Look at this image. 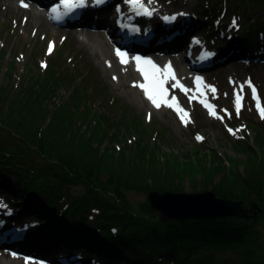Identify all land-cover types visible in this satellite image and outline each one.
I'll list each match as a JSON object with an SVG mask.
<instances>
[{"label":"trees","instance_id":"1","mask_svg":"<svg viewBox=\"0 0 264 264\" xmlns=\"http://www.w3.org/2000/svg\"><path fill=\"white\" fill-rule=\"evenodd\" d=\"M200 2L210 10L200 15L211 24L218 20L217 29L227 33L222 39L238 56L246 51L248 60L264 58V0ZM215 3L219 8L212 6ZM229 25L234 31L226 30ZM238 31L242 34L233 38ZM39 98L36 89L16 98L0 91V193L8 199L13 220L38 221L39 226L29 227L34 255L46 256L48 250L70 264H264V213L249 219L159 221L146 199L134 196H146L151 189L183 191V177L190 173L176 177L173 172L180 163L175 161H168L163 172L158 166L161 158L153 156H145L144 165L131 162L125 151L103 147L98 134L84 131L87 126L76 136L64 115L68 111L54 113L59 121L45 117L48 112L40 100L45 103L48 96ZM81 135L92 150L71 140ZM250 159L244 161L249 166L243 177L223 174L222 182H217L222 184L214 183L210 167L186 166L202 167L208 183L203 189L212 188L217 196L242 199L244 204L254 197L264 210V167L257 164L256 155ZM72 184H83L84 192L71 195ZM37 234L45 241H34Z\"/></svg>","mask_w":264,"mask_h":264},{"label":"rangeland","instance_id":"2","mask_svg":"<svg viewBox=\"0 0 264 264\" xmlns=\"http://www.w3.org/2000/svg\"><path fill=\"white\" fill-rule=\"evenodd\" d=\"M19 1L22 3V0ZM118 1L113 0L107 7L100 9V12L92 14L91 21H94L102 12L114 9L112 7H116ZM188 2L189 4L183 5L178 0H151L150 3L155 4L157 10L162 12L159 20H162L165 14H169L168 21L171 23L174 21L171 19L174 16L170 12L181 7L182 12L189 14L195 23L194 28L187 30L184 34L177 33L176 25L165 30L166 33L173 35L170 41L165 42L166 45L162 51L180 49L181 54L185 56L187 47L181 48V46L193 36L202 44V48L195 53L193 60L189 58L184 61L188 74L196 81V91L189 92L187 88L185 90L184 87L187 85L183 84L176 76L175 69L171 67L175 77L171 85L179 82L182 90L170 91L171 86L164 84L168 102L173 103V97L176 101L172 109L167 108L168 113L165 118L158 112L152 113L145 108H139L128 100L122 88L114 87L112 80L104 73L97 59L66 33L68 25L52 29V23L47 15L41 23H36L29 18L26 19L21 11H16L8 5H0V91L4 93V97L8 95L16 98L36 89L37 94L40 95L39 99L41 96H48L45 103L43 101L44 105L40 100V106L48 112L45 117L53 116L59 121V116L54 113L57 110L62 112L67 110L69 115L66 113L64 115L74 130L70 133L77 136L80 130L87 126L84 131L92 136L95 133L98 134L96 139L103 147L112 146L121 153L125 151V154H129L131 162L137 161L139 165H144L145 156L161 158L158 166L164 170L163 172L168 170V161L180 163L179 170L173 172L175 176L179 177L178 174L182 172L190 173L183 177V191H196L208 185L202 167L195 168L191 165L192 168L189 169L186 166L189 163L210 167L212 180L216 184H222L217 182L223 174L228 178L233 175L243 177L246 174V167L249 166L246 163L251 161L252 155H256L257 164L264 167V146H261L264 145V114L261 112L264 108V58H252L253 60L251 59L248 63L244 62L243 59H247L245 56L248 54L244 51L238 56L233 50L234 46L222 39L227 33L217 29L220 24L218 20L214 22L212 19L211 24L204 14L200 15L202 10L209 14V8L202 7L200 0H188ZM28 3L30 2L23 0V4ZM146 3H149V0H146ZM30 6L35 9L37 7L35 3ZM212 6L216 7L218 4L215 3ZM111 16L114 14L111 13ZM79 17L81 21L86 22L90 15H79ZM146 23H143L144 27ZM154 26L158 28L157 21ZM226 30L234 31L233 25H229ZM241 32H236L233 38H237L239 34H242ZM230 37L231 34L228 39ZM50 45H52L51 50H49ZM148 47L151 46L148 45ZM221 49L224 52L219 58L213 59L210 56L208 65L203 68L199 66L203 52L212 54L214 51H222ZM154 55L151 57L154 58ZM166 65L169 63L167 62ZM191 65L197 69H192ZM197 77L201 79L197 81ZM142 78V83H147L145 76ZM249 80L251 86L256 89L255 97L251 86L245 85L243 90H240V85ZM200 81L203 84H200ZM209 86L214 87L215 91L213 92L212 87ZM203 99L214 107L210 109L203 106L201 103ZM185 112L187 115H184ZM212 112L215 115L210 114ZM149 114H151L150 119ZM169 114L176 118L175 123L168 121ZM198 136L202 139H197ZM81 137L82 135L73 136L71 140L86 150H92L91 142ZM92 140L94 142L95 138ZM94 144L97 143L94 142ZM127 150L137 152L141 157L130 155ZM139 151L147 155L140 154ZM238 162L241 163L237 164ZM174 167L176 165L171 166V168ZM194 172L197 174L193 182ZM253 176L257 178L255 174ZM68 188L73 196H80L85 190L83 184H72ZM134 197L136 200L146 199V196L141 194ZM9 200L11 201L10 196ZM249 200L255 201V198L252 197ZM0 202L5 201L2 199ZM257 204L262 208L261 204L258 202ZM263 213V209L258 212L260 218L263 217L261 216ZM3 218L0 232L19 230L20 226L29 224L28 221L33 220L30 219L31 217H25L15 221L12 213ZM12 235L14 234L9 232L4 238L1 237L0 245H10L11 248L6 249L10 252L3 250L0 253H5V258L13 256L23 258L29 263L39 264L32 259L35 257L24 255L27 253L25 251H32L27 243L33 241L27 238L29 229L26 231V242L24 239L22 244L20 240L24 234L17 235L16 240L12 238ZM34 241L45 240L41 234H37ZM14 244L17 245L14 246ZM28 245L30 248L27 247ZM47 252L51 254L48 250ZM5 258L1 259L3 264H6ZM67 262L64 259L62 263L68 264ZM46 264L50 263L46 261Z\"/></svg>","mask_w":264,"mask_h":264},{"label":"bare ground","instance_id":"3","mask_svg":"<svg viewBox=\"0 0 264 264\" xmlns=\"http://www.w3.org/2000/svg\"><path fill=\"white\" fill-rule=\"evenodd\" d=\"M27 2L26 0H24ZM50 1V0H49ZM95 0H86L87 6L92 4ZM144 1V0H143ZM179 3L186 5L189 4L188 0H178ZM191 3V2H190ZM30 5H33L32 2L28 3ZM27 5V7L23 6V3H21L19 0H0V5H8L9 7L13 8L16 11H21L26 19H30L31 21H34L36 23H41L46 16V13H44L43 8H37ZM180 5V4H179ZM182 5V6H183ZM118 11L123 12L125 17L130 19L129 17L136 13V10L132 7L135 6L134 4H130L127 2V0H119L117 4L115 5ZM116 9H113L107 12H102L96 18L94 21H87L85 23H82V26L73 27V28H67L66 33L69 34L77 44H80L87 52L91 53L97 61L102 65L104 73L112 80L113 86L116 88H122L123 91H125L126 96L128 100L134 104H136L139 108L146 110H149L153 113L158 112L161 114L162 117L165 118L166 113H168V109H172V107H168L165 104H161V107L157 109L156 107L151 104V102L145 97L144 91L139 86H133L134 82L139 85L142 83V77L144 74L138 70L137 67V61L134 59L135 57L129 56L124 57L126 60L125 63H121V59L117 56L115 46H116V23H115V16H111V13ZM153 10L151 15L144 16L141 15V21L143 23L147 22L144 27V33L148 39V44L152 47H149L148 51L142 54L141 57L142 60L140 62V67H145L149 74H153V69L147 64L144 63V59H150L155 63V65L158 66V71H155V75L159 79L164 80V84L171 86V90H182L181 85L177 87H173L171 85V81H175V78L173 79L171 76L168 75V72L165 70V65L168 62L173 69L176 71V76L180 78V80L183 82V84L187 85L185 86V90L190 91H196L195 83L196 81L188 74V70L186 66L184 65V61L191 58L194 59L193 56L195 53L202 48V44L197 38L189 37L188 42H183L181 48L187 47V53L188 55H182L181 51L179 50L176 53L173 54H158L157 52H161L163 48L165 47V42H168L172 39V35L168 32L166 33L165 30H167L170 26L173 28L175 25L178 27L177 33L184 34L187 30L190 31L194 28L195 23L193 22V18L189 16V14L182 12L181 7L177 10H173L170 13L174 16L171 18V23L169 21H165L164 19L159 20L160 11L157 10L155 4H150V9ZM84 9H80L79 13H82ZM188 11V10H184ZM130 15V16H128ZM111 16V17H110ZM155 21H157L158 28L154 26ZM59 26L51 25L52 29H56ZM61 28V27H60ZM74 31V32H71ZM137 49H143V48H137ZM225 49V48H224ZM229 49V48H228ZM222 51L213 52L210 53V56L213 57V59L219 58L224 52ZM121 52H126L124 49H120ZM152 53V54H151ZM154 53H156L154 55ZM133 55V54H132ZM154 55V58L151 57ZM192 56V57H191ZM162 57V58H161ZM168 57V58H163ZM258 58V57H257ZM253 58V59H257ZM252 59V60H253ZM241 60V59H240ZM244 62L248 63L250 60L243 59ZM186 63V62H185ZM113 77H116V79H113ZM148 83V81H146ZM200 84H203L202 81L199 82ZM177 84V83H176ZM167 99V98H166ZM205 100V99H203ZM168 108V109H167ZM168 121L175 123L177 120L174 118L171 114H169ZM4 200L5 202H0V226L2 223L3 217L5 215L13 213V210L10 208V206L7 204V199L4 197L3 194L0 193V201ZM29 217V216H28ZM41 217V216H38ZM214 219H221V218H214ZM38 221L33 219L29 220V224H24L20 226L19 230L16 229V231H2L0 232V239L1 237L4 238L9 232L14 234L12 235V238H17V235L22 236L24 234V237L20 240V244L23 243L24 239L26 242V231L33 227V225L37 226L36 223ZM28 238V237H27ZM35 238V237H33ZM17 244H14L16 246ZM6 250L4 248H0V251ZM7 252H10L9 250H6ZM7 257V256H6ZM2 258H5V253H0V264H3L1 261ZM33 260H36L39 264H46V261L42 259L32 258ZM47 259V258H46ZM59 259V258H58ZM6 264H34L26 262L23 258H15L13 256H8V258H5ZM76 262V261H75ZM74 262V263H75Z\"/></svg>","mask_w":264,"mask_h":264},{"label":"water","instance_id":"4","mask_svg":"<svg viewBox=\"0 0 264 264\" xmlns=\"http://www.w3.org/2000/svg\"><path fill=\"white\" fill-rule=\"evenodd\" d=\"M146 201L150 212L164 222L224 217L249 219L255 218L262 211L253 200L244 204L242 199L217 196L212 188L189 192L151 189L146 194Z\"/></svg>","mask_w":264,"mask_h":264},{"label":"snow or ice","instance_id":"5","mask_svg":"<svg viewBox=\"0 0 264 264\" xmlns=\"http://www.w3.org/2000/svg\"><path fill=\"white\" fill-rule=\"evenodd\" d=\"M86 0H61V3L64 4L66 7H77V6H83L85 5ZM103 0H96V3H102ZM128 3L130 4H134V5H139L141 8H144V4H143V0H127ZM23 3V0H22ZM149 3H151V0H149ZM23 6L27 7L26 4H23ZM59 6H55L52 8V11L55 12L57 10ZM153 10H149V9H145V13L146 15H151ZM167 19V17L165 18ZM52 45L49 46V50H51ZM116 54L117 56L121 59V63H125L126 60L124 59L125 57V53L121 52L119 49L116 50ZM134 59H136L137 61V66H138V70H140L146 78H148V83H144V84H139L137 85L134 82L133 86H139L145 94V97L153 104L154 107H156L157 109H159L161 107V104H165L168 107H173V103H176L175 101V97H173V103H169L168 100L166 99V95H167V89L164 88V80L163 79H159L156 75H155V71H158V66L155 65V63L153 61H151L150 59H144V63L149 65L151 67V69L155 70L153 71V74L151 75V77L149 78V73L147 71H145L143 68L140 67V62L142 60L141 57H135ZM165 70L168 72V75L171 76L173 79L174 77V73L171 70V65H166L165 66ZM113 79H116V77H113ZM201 78L197 77V81H199ZM245 85L247 86H251V81H246L244 83H242L240 85V90L242 91L243 88L245 87ZM179 86V82H177V84H174L173 87H177ZM182 87V86H181ZM212 87V86H209ZM252 87V92H253V96L255 97V93H256V89L254 88V86ZM212 91L214 92L215 89L214 87H212ZM201 103H204L206 107L208 108H213L214 106L206 103L204 101H201ZM262 114H264V108L261 109ZM215 115L214 112L210 113ZM184 115H187V113L185 112ZM149 119L151 118V114H149ZM182 121H183V116L181 117ZM229 131H232L231 129H229ZM197 139H202V137H197Z\"/></svg>","mask_w":264,"mask_h":264}]
</instances>
